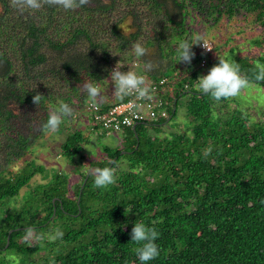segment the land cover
I'll return each mask as SVG.
<instances>
[{
	"label": "trees",
	"instance_id": "16d2710c",
	"mask_svg": "<svg viewBox=\"0 0 264 264\" xmlns=\"http://www.w3.org/2000/svg\"><path fill=\"white\" fill-rule=\"evenodd\" d=\"M237 15L252 24L225 38L208 29ZM246 30L259 31L244 40L253 49L227 52L250 83L264 87L256 78V65L264 64V0H87L73 10L42 0L39 10L24 13L15 0H0V264H140L129 240L141 221L159 234V255L148 264H264V122L253 120L245 103L201 94L196 80ZM195 38L190 50L199 53L190 63L176 61L179 42ZM134 44L152 51L138 58ZM117 66L153 79L178 71L174 90L163 95L168 116L135 121L113 149L104 145L95 156L81 153L87 127L69 128L61 155L78 157L77 180L53 171L33 183L42 167L28 146L47 131L49 112L60 100L73 115L93 103L83 89L93 79L105 96L98 106L107 111L119 101L108 75ZM177 114L184 128L163 132ZM109 165L116 182L96 188L94 170ZM28 226L41 233L32 246L23 243ZM57 226L63 238L48 242Z\"/></svg>",
	"mask_w": 264,
	"mask_h": 264
},
{
	"label": "clouds",
	"instance_id": "9594fccd",
	"mask_svg": "<svg viewBox=\"0 0 264 264\" xmlns=\"http://www.w3.org/2000/svg\"><path fill=\"white\" fill-rule=\"evenodd\" d=\"M49 3L55 4L64 10H73L87 3V0H48ZM15 4L21 13L26 11H36L42 7V0H15ZM200 41L198 38L191 42L187 40L181 41L177 47L176 61H191L194 53L190 51L191 45ZM134 55L142 57L145 54V47L141 44H134ZM146 69H150L151 65L146 64ZM111 82L114 85L113 94L115 99L122 100L125 97L135 94L140 99L150 98L151 89L145 85L143 75L135 71H121L119 66L114 67L108 73ZM256 78L264 79V64L256 65ZM197 88L201 94L209 95L213 100L220 101L230 97L239 96L243 90L249 87L248 77L241 74L239 66L234 59L227 53L223 57L218 56V62L213 64L206 74L199 76L197 79ZM84 91L87 97L94 105L103 104L105 96L100 84L93 79L91 82L84 84ZM43 95L37 93L32 99L35 104H40ZM73 115V107L64 100H60L47 115L46 121L42 128L51 132H55L60 128L66 119H70ZM212 151L209 146L203 152L207 157ZM90 173L92 170H88ZM115 169L109 165L94 170L93 183L96 188H106L116 182ZM130 208L128 209V211ZM23 243L26 246H32V242L41 239V233L38 232L36 226H28L24 228ZM158 232L154 227H150L143 221L133 224L130 233V240L137 244L138 247L134 249L135 254L140 261V264H148L149 261L155 259L159 255V247L156 243L158 239ZM64 232L61 227L57 226L47 233L48 242H56L63 238Z\"/></svg>",
	"mask_w": 264,
	"mask_h": 264
},
{
	"label": "rangeland",
	"instance_id": "374dc122",
	"mask_svg": "<svg viewBox=\"0 0 264 264\" xmlns=\"http://www.w3.org/2000/svg\"><path fill=\"white\" fill-rule=\"evenodd\" d=\"M143 10L144 14L147 16L150 14V11L146 8L141 9ZM224 17L223 19H220L219 24L215 25L213 28H208L213 34L217 31L220 34H223V38L227 36L229 32L237 31L238 28L242 26H249L251 25L252 19L250 17H247L243 19L240 15H237L236 18H232L229 21H227ZM195 27H198L199 24H195ZM200 27V26H199ZM212 29V30H211ZM200 30V28H199ZM207 32L202 36L207 37L210 33ZM259 31H250L246 30V32L241 33L240 35L235 36L228 45H225L224 51L227 52L228 49L232 48L234 49V52H236L238 55L244 54L245 52L248 53L249 50L253 49V43L247 44L244 42L248 37H252L255 34H257ZM201 38V39H202ZM244 42V43H243ZM257 51V49H255ZM152 51V48H147L145 51V54H150ZM193 51L194 56L199 53V50L197 48H194ZM228 54V52H227ZM184 62V61H183ZM65 85V84H62ZM104 93V92H103ZM234 99L237 103H245L244 107L247 110V113L251 115L253 120H261L264 122V87L260 83L256 82H249V87L242 91V93L237 97H231ZM89 102V101H88ZM234 101L231 102L230 106H234ZM77 115L72 116V120L65 124L63 127V130L55 132L51 131H44L41 136H38L36 139L35 146H28V150H32L33 157L38 165L42 167V170L39 174H36L32 178L33 183H43L47 181L53 171H62L69 175V178L71 179V182L77 180V177L75 176V171L78 169V157H74L73 161L68 162L66 157L61 155V145L64 142V139L67 134V129L72 127H87L86 136L89 138V144L86 145L84 150L81 152L82 154L91 156V155H99L104 147L110 146L111 149L117 145V142L119 140H122L124 137V133L122 132H111L108 134L105 138H100L99 132H94L91 130V125L88 124V113L83 109H79V111L76 113ZM82 118V119H80ZM89 121V120H88ZM177 123V126H174L172 124ZM172 126V127H171ZM176 127V128H175ZM183 129V118L180 114H177L176 119H173L172 121L167 122L164 127L162 128L163 132L168 131H174L175 129ZM23 132H27L25 129ZM90 135V136H89ZM6 141L1 140L2 147L5 148L4 144ZM26 158H29L27 156ZM23 161H17V166H22ZM45 177L46 179H43ZM24 191H21L20 194L22 195ZM8 258L15 260V255H8Z\"/></svg>",
	"mask_w": 264,
	"mask_h": 264
},
{
	"label": "built area",
	"instance_id": "2783aa9c",
	"mask_svg": "<svg viewBox=\"0 0 264 264\" xmlns=\"http://www.w3.org/2000/svg\"><path fill=\"white\" fill-rule=\"evenodd\" d=\"M200 46L205 51L210 50L207 41H201ZM177 75L178 71L174 72L172 77L161 75L153 79L143 75L145 85L151 89L150 98L140 99L137 95L131 94L125 97V100L115 102L105 112L98 105H94L90 101L87 102L83 108L90 117L91 130L99 133L103 131L122 132L128 126H133L135 121L144 120L145 117H153L156 114L162 118L167 117L168 110L164 105L166 101L163 99V95L174 90V77ZM153 102L158 108L157 111L154 110Z\"/></svg>",
	"mask_w": 264,
	"mask_h": 264
},
{
	"label": "water",
	"instance_id": "95a60500",
	"mask_svg": "<svg viewBox=\"0 0 264 264\" xmlns=\"http://www.w3.org/2000/svg\"><path fill=\"white\" fill-rule=\"evenodd\" d=\"M137 123H135V124H133V126H132V128L134 129L135 128V125H136ZM8 244V237H7V243H6V245Z\"/></svg>",
	"mask_w": 264,
	"mask_h": 264
},
{
	"label": "crops",
	"instance_id": "0c3cea01",
	"mask_svg": "<svg viewBox=\"0 0 264 264\" xmlns=\"http://www.w3.org/2000/svg\"><path fill=\"white\" fill-rule=\"evenodd\" d=\"M91 124V123H90ZM87 134V133H86ZM100 134V133H99Z\"/></svg>",
	"mask_w": 264,
	"mask_h": 264
}]
</instances>
